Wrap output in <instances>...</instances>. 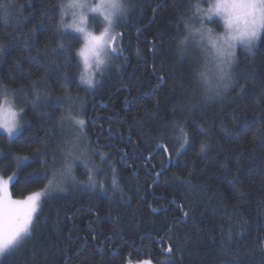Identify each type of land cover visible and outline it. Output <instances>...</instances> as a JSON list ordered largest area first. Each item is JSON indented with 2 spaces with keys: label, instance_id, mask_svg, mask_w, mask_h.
<instances>
[{
  "label": "trees",
  "instance_id": "obj_1",
  "mask_svg": "<svg viewBox=\"0 0 264 264\" xmlns=\"http://www.w3.org/2000/svg\"><path fill=\"white\" fill-rule=\"evenodd\" d=\"M68 2L0 0V83L27 121L16 138L0 131V175L17 174L11 194L18 200L45 190L80 132L79 118L91 169L64 192L44 195L32 235L0 264H264V31L251 54L237 49L236 83L206 92L215 82V50L206 40L197 47L189 31L197 28V5L206 10L214 1L129 0L127 21L117 27L122 55L89 88L80 79L81 36L68 31L67 61L52 52L59 5ZM95 22L103 30L102 18ZM209 26L214 35L224 31L218 20ZM173 121L186 130L183 149ZM25 156L30 163L18 170L16 158ZM89 176L96 191L84 190ZM178 204L191 209L183 222Z\"/></svg>",
  "mask_w": 264,
  "mask_h": 264
},
{
  "label": "snow or ice",
  "instance_id": "obj_2",
  "mask_svg": "<svg viewBox=\"0 0 264 264\" xmlns=\"http://www.w3.org/2000/svg\"><path fill=\"white\" fill-rule=\"evenodd\" d=\"M4 7L5 4L0 3V8ZM128 7L129 0H96L95 4L89 3L88 0H70L67 4L61 3L59 5L58 44L56 48L52 49V52L53 54L59 52L67 61L70 44L65 43V37L71 35L67 29H72L73 32L79 33L83 39V46L79 48L78 56L82 60L84 69L80 75V79L89 88H94L99 83V81L94 79L95 73L100 72L101 77H103L105 71H107V63L122 55V52L118 53L117 47L113 46L115 38L111 35L110 30L118 26L122 21H127ZM69 12L73 19L70 24H66L65 17L69 15ZM88 13L96 14L103 18L105 26L99 35L87 29ZM214 16H219L224 21L225 31L219 36L214 35L212 29L205 26V21L212 22ZM76 17H78V20ZM197 18L200 21V27L196 28L195 32L189 31V35L193 37V43L197 47H201L206 40L215 50V56L212 58L215 82L208 85L205 91L220 94L221 89L227 90L236 83L237 46H243L251 54L260 39L261 32L264 31V0H215L206 10L199 8L197 5ZM184 26L187 27V25ZM153 48H155L154 42ZM113 54L116 55L114 56ZM181 55H183V49L181 50ZM102 68L104 69L103 71ZM197 75L201 82L207 84V76L204 72H200ZM158 78L161 82L164 81L163 75H160ZM0 97H4L0 101V129H3L8 133V137L12 138L18 127V114L13 110L12 105L8 101L2 83H0ZM67 101L71 105L73 98L68 95ZM75 123L79 125L80 132L83 133L85 121L83 119H75ZM173 124L174 127L170 129L172 137L180 139V147L183 149L188 143L186 130L179 126L176 121H173ZM161 139L163 140V136H161ZM157 146L163 153L168 154V147L165 143L162 142ZM205 147L204 144L201 145L202 152L205 150ZM61 151L64 152L63 149ZM71 154V151L64 152L65 166L59 170H54L53 176L59 175L62 180L71 178L75 182V177L72 176L71 165L67 159ZM175 155L179 156L180 152L176 151ZM168 158L171 159L170 154ZM100 159L102 161L105 159L103 154L100 155ZM25 162L30 163L27 156L16 158L17 169L19 170L20 164ZM54 163L55 157H53ZM45 166H47V161H45ZM163 171L164 169L161 168V171L156 172L155 175L159 177ZM113 172H115V168H113ZM29 175L32 180L35 179V173H30ZM15 176L16 173L14 172L13 176L9 177V180H13V183H15L13 179ZM45 179H47V173H45ZM32 180H26V182L30 183ZM183 183L188 190L194 188L190 181H184ZM48 184L51 185L52 181L49 180ZM111 185L113 191L119 187L115 177L112 178ZM97 186V182L89 176L84 190L96 191ZM99 190L105 191L103 182L99 183ZM41 196L42 193L36 192L28 195L23 201L13 200L9 192L8 181L0 178V256L15 251L24 243L25 239L32 235L33 220L35 213L39 209ZM173 203H176V201L173 200ZM177 206L182 212V218L179 222H183L184 219L189 218L191 209H186L183 204H178ZM247 224L248 221L246 219L238 223L239 230L237 235L244 234ZM227 235L231 238V229H229ZM93 239H95V236H93ZM161 239L163 238L161 237ZM166 251L168 253L172 252L171 245L167 247ZM144 264H151V262L145 261Z\"/></svg>",
  "mask_w": 264,
  "mask_h": 264
},
{
  "label": "rangeland",
  "instance_id": "obj_3",
  "mask_svg": "<svg viewBox=\"0 0 264 264\" xmlns=\"http://www.w3.org/2000/svg\"><path fill=\"white\" fill-rule=\"evenodd\" d=\"M212 1V0H211ZM214 2H215V0H213ZM69 2H70V0H69ZM68 2V3H69ZM88 2L89 3H91V4H95L96 3V0H88ZM201 9H204L205 8V6L204 5H202L201 7H200ZM196 14H197V10H196ZM195 14V15H196ZM88 16H89V20H90V18L91 17H97L98 15H96V14H92V13H88ZM67 17V19H68V21H69V24L72 22V19H73V17L71 16V13L69 12V15H67L66 16ZM100 17V16H99ZM102 18V17H101ZM195 18H196V20H195V22H193V23H195V27H197V28H199L200 27V21H199V19L197 18V15L195 16ZM76 19L78 20V17H76ZM89 20H88V24H87V29L89 30V31H92L94 34H96V35H99L100 34V32L101 31H103V30H101V31H97L100 27L99 26H101L102 24L101 23H98V22H95V23H93V24H90L89 23ZM102 20H103V18H102ZM213 20H218V21H220V23H223V26H224V31H225V25H224V21H223V19L221 18V17H219V16H214L213 17ZM213 20H212V22H213ZM212 22H207V21H205V26L207 27V28H210V29H212V31L214 30V27L212 28V27H210L209 26V24L210 23H212ZM65 23L66 24H68L67 22H66V18H65ZM103 23H105L104 21H103ZM117 27L118 26H115L112 30H110V33H111V35L115 38V40H114V45L113 46H115L116 45V43L118 42V40H119V37H118V30H117ZM67 31H71V32H73V30L72 29H67ZM224 31L223 32H219L218 34H216V36H219V35H221V34H223L224 33ZM195 32V31H194ZM73 33H75V32H73ZM119 33H120V31H119ZM262 33H263V31L261 32V34H260V36L262 35ZM77 35H79V36H81L79 33H76ZM82 38V37H81ZM258 43V42H257ZM83 46V45H82ZM240 47H243V46H241V45H238L237 46V49L238 48H240ZM237 49H236V52H237ZM114 55V54H113ZM210 57L211 58H213L214 56H215V54L214 55H212L211 53H210ZM237 55V54H236ZM81 59V58H80ZM114 60V59H113ZM113 60H111V61H113ZM206 60H207V57L205 58V62H206ZM82 61V60H81ZM110 62V61H109ZM108 62V63H109ZM108 63H107V65H108ZM83 64V63H82ZM212 64H213V62H212ZM107 65H106V67H107ZM104 69L102 68V71H103ZM209 70V69H208ZM83 71H84V69H83ZM82 71V72H83ZM93 71H95V69H93ZM99 75H100V72H96L95 73V80H97V78L99 77ZM83 83H85V82H83ZM86 84V83H85ZM87 85V84H86ZM95 88V87H94ZM7 97V99H8V101L10 102V104L12 105V107H13V110L14 111H16L17 112V121H18V127H17V130H16V132L13 134V136H12V138L11 139H13V138H16L17 136H19L20 135V133L24 130L23 128L26 126V124H27V121L23 118V111H22V109L21 108H17L16 107V105H15V102H14V97H12L11 95H7L6 96ZM79 119H82V118H79ZM85 121V120H84ZM85 125H86V121H85ZM84 125V127H85V129H86V126ZM0 131L1 132H3L4 134H6L7 136H8V133L7 132H5L3 129H0ZM84 132V131H83ZM79 137V139H77ZM73 139L70 141V144L68 145V149H66L65 148V152H68V151H71V155L70 156H68L67 157V159H68V163L71 165V170H72V176H74L75 177V182L71 179V178H68V179H61V177L59 176V175H56L51 181H52V184L51 185H48L46 188H45V190H43V191H41L40 193H42V196H41V199L44 197V195L46 194L47 196H49V197H52V196H56V194H58V192H64L65 191V189H67V187H70V186H72V185H75V183H76V181H77V178L78 179H81V180H83V179H85V177L87 176L88 177V172H90L89 170H88V168H89V164H88V159H86L87 158V153H88V151H89V148L88 147H85L86 146V137H85V134L83 135L81 132H78V133H75V135H74V137H72ZM64 154V153H63ZM29 159V158H28ZM64 161H65V155L63 156V158H62V161H61V166L59 167V169H61L62 167H64L65 165H64ZM58 169V170H59ZM13 175H11V177H12ZM16 176H17V174H16ZM16 176L13 178V179H15L16 178ZM0 178H2L3 180H7L8 181V188H9V192H10V194H11V183L13 182V180H9V177H4V176H1L0 175ZM61 189H63V190H61ZM11 198L13 199V200H18V199H16L15 197H14V195H12L11 194ZM20 201H22V200H20ZM41 201V200H40ZM41 208V206L39 205V209ZM38 209V210H39ZM37 212H39V211H37ZM36 212V213H37ZM36 213H35V216H34V219H35V217H36ZM31 231H32V229H31ZM11 253V252H10ZM9 253H6L5 255H3V256H0V261L4 258V256H6V255H8ZM145 261H150L151 262V264H156L155 262H153L152 260H150V259H146V260H144V261H140V262H136L135 264H144V262ZM129 264H133V263H129Z\"/></svg>",
  "mask_w": 264,
  "mask_h": 264
},
{
  "label": "bare ground",
  "instance_id": "obj_4",
  "mask_svg": "<svg viewBox=\"0 0 264 264\" xmlns=\"http://www.w3.org/2000/svg\"><path fill=\"white\" fill-rule=\"evenodd\" d=\"M159 150V149H158ZM157 152V151H156Z\"/></svg>",
  "mask_w": 264,
  "mask_h": 264
}]
</instances>
